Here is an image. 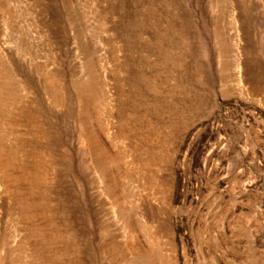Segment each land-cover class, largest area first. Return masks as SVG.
<instances>
[{
  "label": "rangeland",
  "instance_id": "1",
  "mask_svg": "<svg viewBox=\"0 0 264 264\" xmlns=\"http://www.w3.org/2000/svg\"><path fill=\"white\" fill-rule=\"evenodd\" d=\"M0 264H264V0H0Z\"/></svg>",
  "mask_w": 264,
  "mask_h": 264
}]
</instances>
